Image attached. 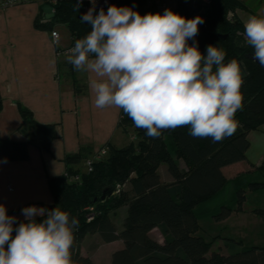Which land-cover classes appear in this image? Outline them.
<instances>
[{
    "label": "trees",
    "instance_id": "trees-1",
    "mask_svg": "<svg viewBox=\"0 0 264 264\" xmlns=\"http://www.w3.org/2000/svg\"><path fill=\"white\" fill-rule=\"evenodd\" d=\"M46 4L54 8L55 18L44 22L39 16L38 28L52 32L57 25L66 26L71 35V46L90 31V25L81 20L85 13L82 5L76 10L77 0H43V6ZM115 6L128 7L146 15L135 1ZM245 8L241 0H212L201 13L204 23L199 26H205V33L195 40H188L189 45L197 44L202 54H206L208 45L223 49L225 63L236 59L245 69L241 89L243 107L236 113L238 127L234 134L214 143L210 137L190 136L188 127H177L164 130L159 138H151L122 110L119 126L134 128L136 143L123 148L110 146L108 158L94 162L91 172L85 170V162L93 159L91 152L81 150L67 156L66 173L50 180L53 202L45 207L58 206L79 220L71 250L72 264H95L89 256L82 255L78 247V242L90 233L98 234L104 243L123 242V248L112 255L111 264H264V246L244 247L229 254L211 252L212 244L200 235L196 213L197 206L224 191L228 180L223 169L246 159L251 145L250 133L264 126V66L252 58L254 49L245 42L243 23L238 16V11ZM198 12L199 6L194 1L180 0L179 15L192 19ZM229 13H233L232 19H229ZM74 84L77 92H82L75 78ZM20 113L23 119L20 132L27 141L15 142L0 136V160L28 159L30 144L50 151L57 137L54 125L37 122L25 107H20ZM167 136L173 140L176 155L168 147ZM180 160L184 162L185 170L180 167ZM162 164L166 166L169 182L162 179ZM254 168V172L263 177L264 159ZM75 176L80 180L71 181ZM240 178L234 179L238 207L246 201L240 192L245 190ZM118 186L119 194H113L108 200L101 199L106 189L117 190ZM247 187L253 193L263 191L264 179L249 181ZM121 207L127 208V215L122 229L118 230L111 213ZM230 214L231 209L225 208L219 218H228ZM90 216H93L92 220H89ZM155 229L162 235L163 242L153 239L151 234Z\"/></svg>",
    "mask_w": 264,
    "mask_h": 264
},
{
    "label": "clouds",
    "instance_id": "clouds-1",
    "mask_svg": "<svg viewBox=\"0 0 264 264\" xmlns=\"http://www.w3.org/2000/svg\"><path fill=\"white\" fill-rule=\"evenodd\" d=\"M82 2L77 0V11ZM91 2L81 17L90 31L65 56L76 71L91 74L96 108L122 109L151 138L177 127L214 143L235 133L244 99L242 69L236 59L225 63L223 49L208 45L202 54L197 44H188L202 17L187 19L171 9L142 16L115 5L97 12ZM243 35L252 58L264 66V16H249ZM21 213L24 220L17 223L0 204V264H72L79 220L58 206L30 205Z\"/></svg>",
    "mask_w": 264,
    "mask_h": 264
},
{
    "label": "crops",
    "instance_id": "crops-1",
    "mask_svg": "<svg viewBox=\"0 0 264 264\" xmlns=\"http://www.w3.org/2000/svg\"><path fill=\"white\" fill-rule=\"evenodd\" d=\"M42 6L43 0H22L18 5L0 8V136L15 142L27 141L20 132L23 124L20 107L31 111L37 122L54 125L57 132L50 151L30 144L28 159L0 160V204L6 207L9 216L18 218L17 222L24 220L21 213L24 207H45L53 202L50 180L66 173L67 156L81 150L95 155L117 145L122 111L114 106L104 109L94 106L95 94L89 86L91 74L76 71L66 56H58L51 31L37 27L39 16L46 22ZM64 45L61 47H70L71 43ZM74 78L82 92H77ZM260 132L264 133V126ZM263 159L264 156L253 166L261 165ZM246 162L247 157L225 167L226 178L227 170L241 173ZM180 167L185 168V164L180 162ZM160 173L163 181H171L166 169L161 168ZM114 214L120 216L123 225L127 208L122 207ZM103 244L117 247L112 254L123 248L122 241Z\"/></svg>",
    "mask_w": 264,
    "mask_h": 264
},
{
    "label": "rangeland",
    "instance_id": "rangeland-1",
    "mask_svg": "<svg viewBox=\"0 0 264 264\" xmlns=\"http://www.w3.org/2000/svg\"><path fill=\"white\" fill-rule=\"evenodd\" d=\"M241 1L246 6L245 9L238 11L239 19L243 24L251 15L264 16V0ZM205 9L204 7H199L200 17H203L201 13L204 12ZM54 31L60 34L61 45L67 44L68 46L69 43H71V35L66 26L57 25ZM62 76H64V74H62ZM249 140L251 145L246 153L247 162L246 166H242V172L237 173L233 169L227 170L226 175L228 183L224 191L215 199L196 207V213L199 216V224L201 226L200 235L212 244L211 252L219 251L222 254H229L236 250L239 251L244 247L264 246V213L260 214L264 209V190L253 193L247 187L249 181L256 182L263 180L259 173L254 172L255 168L253 165L255 166L260 163L261 158L264 156V133L260 132V130L252 132ZM132 142H137L134 128L122 126L119 128L116 136V143L120 145V147L113 145L111 148H123ZM167 143L169 149L176 155L175 149L172 146L173 140L169 136H167ZM110 152V147H108L104 155L105 159L108 158ZM179 162L183 161L180 160ZM161 168L166 169V166L162 164L160 165V169ZM185 168L183 167L182 169L185 170ZM237 176H241V183L245 190H240V192L242 193L241 195H244L246 200L239 207L237 203L236 185L234 184V179H236ZM128 186L129 184L126 185V189H128ZM114 194L119 193L115 192ZM225 208H230L231 214L228 218L221 219L219 218V214H221ZM119 209H117V211ZM111 217L115 219L117 223L116 227L119 230L122 226L120 225V216L112 212ZM151 235L153 239L158 242H163L162 235L157 229H155ZM78 243L81 254L84 256H92L96 264H111L113 255L112 250H117L116 246L103 244L104 242L96 233L86 235ZM211 252L209 254H211Z\"/></svg>",
    "mask_w": 264,
    "mask_h": 264
},
{
    "label": "built area",
    "instance_id": "built-area-1",
    "mask_svg": "<svg viewBox=\"0 0 264 264\" xmlns=\"http://www.w3.org/2000/svg\"><path fill=\"white\" fill-rule=\"evenodd\" d=\"M22 0H0V8L5 9L7 7H11L14 5H18L21 3ZM135 1L139 3L140 8L144 11L143 14L148 13H160L163 15L165 9H171L174 13L179 14V2L180 0H95V7L96 11H99L101 8L104 10L107 9L110 5H117L124 2H131ZM194 1L199 7L208 8L211 5L212 0H192ZM83 11L86 13L91 7H93V3L91 0H83L82 2ZM141 14V13H139ZM142 15V14H141ZM199 16V12L195 14L194 18ZM233 18V13H229V19ZM200 27V26H198ZM51 38L56 47H58V56H65V53L73 47H66L62 48L60 44V34L57 31L51 32ZM108 148H105L93 156V159H89L85 162L86 168L85 170L91 172L93 170V163L97 161H101L105 159V154ZM80 177L75 176L71 179V181H79ZM119 186L117 187L116 193H119ZM93 216L89 217V220H92Z\"/></svg>",
    "mask_w": 264,
    "mask_h": 264
},
{
    "label": "water",
    "instance_id": "water-1",
    "mask_svg": "<svg viewBox=\"0 0 264 264\" xmlns=\"http://www.w3.org/2000/svg\"><path fill=\"white\" fill-rule=\"evenodd\" d=\"M42 11H43V14L45 15L46 21H51L55 18V11H54V8L52 6L46 4L42 7ZM198 29H199L198 34L191 40L197 39L199 36H201L206 31V28L204 25L198 27ZM223 38H225V37H223ZM240 66H241L242 74H243V78H244V77H246V72H245V69L242 66V64H240ZM115 192H116V190H114V189H111V188L106 189L104 191L101 199L102 200H108Z\"/></svg>",
    "mask_w": 264,
    "mask_h": 264
}]
</instances>
